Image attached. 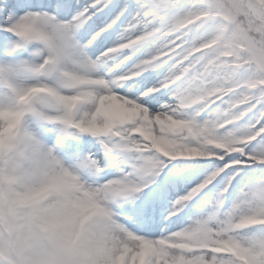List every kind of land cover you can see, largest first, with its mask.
Wrapping results in <instances>:
<instances>
[{
  "label": "snow or ice",
  "instance_id": "obj_1",
  "mask_svg": "<svg viewBox=\"0 0 264 264\" xmlns=\"http://www.w3.org/2000/svg\"><path fill=\"white\" fill-rule=\"evenodd\" d=\"M0 264H264V0H0Z\"/></svg>",
  "mask_w": 264,
  "mask_h": 264
}]
</instances>
